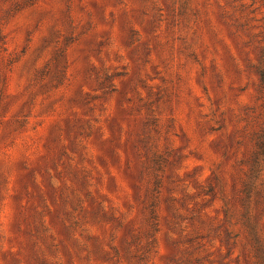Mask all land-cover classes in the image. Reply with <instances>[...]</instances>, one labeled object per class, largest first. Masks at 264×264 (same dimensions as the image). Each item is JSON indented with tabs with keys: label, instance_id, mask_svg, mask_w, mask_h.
I'll return each instance as SVG.
<instances>
[{
	"label": "rangeland",
	"instance_id": "374dc122",
	"mask_svg": "<svg viewBox=\"0 0 264 264\" xmlns=\"http://www.w3.org/2000/svg\"><path fill=\"white\" fill-rule=\"evenodd\" d=\"M264 256V0H0V264Z\"/></svg>",
	"mask_w": 264,
	"mask_h": 264
},
{
	"label": "trees",
	"instance_id": "16d2710c",
	"mask_svg": "<svg viewBox=\"0 0 264 264\" xmlns=\"http://www.w3.org/2000/svg\"><path fill=\"white\" fill-rule=\"evenodd\" d=\"M256 244L257 245H253L255 264H264L263 251H262V248L258 245V240L256 241Z\"/></svg>",
	"mask_w": 264,
	"mask_h": 264
}]
</instances>
